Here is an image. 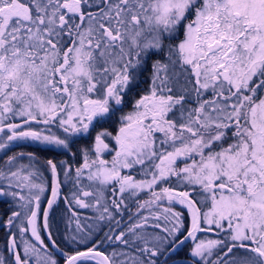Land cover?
<instances>
[{
  "label": "snow or ice",
  "instance_id": "snow-or-ice-1",
  "mask_svg": "<svg viewBox=\"0 0 264 264\" xmlns=\"http://www.w3.org/2000/svg\"><path fill=\"white\" fill-rule=\"evenodd\" d=\"M94 131L75 168L7 155L33 141L74 157ZM0 134V197L21 209L0 221V264H176L189 241L193 264H264V0H0ZM60 200L66 239L109 231L63 252Z\"/></svg>",
  "mask_w": 264,
  "mask_h": 264
},
{
  "label": "trees",
  "instance_id": "trees-1",
  "mask_svg": "<svg viewBox=\"0 0 264 264\" xmlns=\"http://www.w3.org/2000/svg\"><path fill=\"white\" fill-rule=\"evenodd\" d=\"M148 73L145 74V77H147ZM142 87L146 88L147 87V83H145ZM130 107V106H129ZM82 140V139H81ZM79 142H77L76 144V147L73 148V152H75V156H77V159H78V163L79 164L80 162V154L78 151H76L77 148H79L80 146L78 145ZM58 155V161L59 160H64V159H68L69 155H66L65 153H63L62 151L58 150L57 151ZM49 156H51V154H49ZM44 157V156H43ZM75 165V166H76ZM140 170H139V167H137L136 169V179H140V178H143L140 174ZM62 176V175H61ZM61 176H60V179H61ZM50 178V175L48 176ZM62 180V179H61ZM72 184L70 185L69 183L67 184H62L61 186V195L62 196H67L69 195V189L71 188ZM108 193L109 195L111 194V187H109L108 189ZM118 195V194H117ZM45 196H50V194L48 195V193L46 192L45 193ZM129 194L126 193L125 194V204L128 206V208L131 210V208H136L135 206V200L134 199H129L128 198ZM148 199V195L146 193H141L139 195V200L140 201H143V200H146ZM5 203V199L4 197H0V221H4L8 218L9 216V210L10 209H13V208H16L14 206H10V207H13V208H7V205L4 204ZM43 206H46V201L45 203L42 205ZM75 210L78 212H81L79 209L75 208ZM87 210L88 212L90 211V213L92 214V216H89V217H92L94 219V216H95V211L94 209H85ZM176 210L177 211H181V207L179 205L176 206ZM131 212H133L131 210ZM145 214H147L145 212ZM80 216H83V214H80ZM184 216H185V226L186 228L189 227V224H187V221L188 219L187 216H186V213L184 212ZM67 208H66V204L63 200H60L58 202V205L56 206V210H55V216L54 218L52 219V231H53V234H54V239L56 240L57 242V245L59 247V249H62L63 252L65 253H72L76 250H80V249H83V248H86L87 246H91L92 243H94L96 240H99L103 235H104V232H108L109 231V228L107 226L104 227L103 231L100 232L98 235H94V238L92 241L88 242L86 245L85 244H80L78 243L77 241H72V240H69V239H66V232H65V221L67 220ZM121 217H117V219H120ZM123 220L124 222L126 223L128 221V212H125V214L123 215ZM86 222H91L92 223V220H85ZM18 222V221H17ZM89 222V223H90ZM9 229L7 227H2L0 226V249H2L3 245L7 242L9 236ZM43 235V233H42ZM80 237H77V240H79ZM17 240H18V244L20 245V250L22 251L23 250V245L21 243L22 239L18 236L17 237ZM113 247H116L115 244L111 243V242H105L103 243L101 246H100V249L102 251H105L106 254L107 253H110L113 249ZM189 249H190V241L188 243H186L185 245L181 246V249H179L177 251V253L175 255H173L172 257V260H174L176 262V264H193V260L192 258L188 255L189 253ZM59 264L60 262L62 261V256L60 255L59 252L56 253V257H55ZM198 259V258H197ZM88 264H94V262L90 261L88 262Z\"/></svg>",
  "mask_w": 264,
  "mask_h": 264
},
{
  "label": "flooded vegetation",
  "instance_id": "flooded-vegetation-1",
  "mask_svg": "<svg viewBox=\"0 0 264 264\" xmlns=\"http://www.w3.org/2000/svg\"><path fill=\"white\" fill-rule=\"evenodd\" d=\"M128 108H129V106H128ZM105 128H107L109 131H112L113 133H114V131H115V125H113V124H108ZM97 129H98V128H97ZM97 129H96V130H97ZM93 134H95V133H92V135L90 136V140H89V139H86V141H88V143H86L85 145L90 146V145L93 143V140H92V136H93ZM0 135H3V134H0ZM77 142H79V140H78ZM106 142L109 143L110 148H114V147H115V143H114V141H112V140L109 139V140H106ZM57 151H58V150H55V151L50 150V146H48V145H43V144H39V143H36V142L30 143V142H27V141H18V142H13V143L10 145L9 150L7 151V155H12V154H14V153H20V152H23V153H34L37 157L40 158L41 161H46L47 159H53L54 161H58V157H57L58 153H57ZM49 154H51V156H49ZM113 154H114V153L106 152V153H104L103 158L106 159V160H109V161H110V160L112 159V155H113ZM7 155H5L3 151H0V164H2L3 161L7 159ZM43 156H44V157H43ZM79 157H80V156H79ZM68 159L71 161L73 168L78 167L79 164L81 163V160H80V161H79L80 163L76 165V163H78V162H77V161H78L77 156L72 157L71 155H69ZM80 159H81V158H80ZM75 165H76V166H75ZM41 170L44 172V175H46V177H48V176L50 175V173H48L45 169L42 168ZM73 174H74V173H73ZM125 174H132V175H134L135 178H136V171L133 172L132 170H125ZM48 178H49V177H48ZM49 179H50V178H49ZM83 183H84V184H87L88 181L85 179V180L83 181ZM69 184L71 185L72 183L69 182ZM72 190H74V189H73V185H72L71 188L69 189V192L72 191ZM49 194H50V193H48V195H49ZM125 194H126V193H125ZM4 199H5V203H4V204L7 205V208H8V209H9V208H13V207H10L11 205L14 206V207H16V208H13V209H10V210H9V213H8L9 215H11V212H12V211H20V210H21V209L19 208L17 202L14 201L12 198H10V197H4ZM14 203H15V204H14ZM180 207H181V206H180ZM77 209H78V208H77ZM181 209H182V208H181ZM73 210H75V207H74ZM79 210H80L81 212H78V215L83 214V215L86 216V217L92 216V214L90 213V211L88 212V211L85 210V209H79ZM131 210H132L133 212H135V211H136V208H131ZM75 211H76V210H75ZM185 213H186V216H187L186 219H188L187 224H190V218L188 217V214H187L186 211H185ZM89 222H90V221H89ZM89 222H87V223H89ZM43 235H44V233H43ZM200 235H203V233H201ZM46 242H47V241H46ZM100 250H101V249H100ZM101 251H102V250H101Z\"/></svg>",
  "mask_w": 264,
  "mask_h": 264
},
{
  "label": "rangeland",
  "instance_id": "rangeland-1",
  "mask_svg": "<svg viewBox=\"0 0 264 264\" xmlns=\"http://www.w3.org/2000/svg\"><path fill=\"white\" fill-rule=\"evenodd\" d=\"M182 38V37H181ZM130 107L128 108V109H126V111L127 110H130V108H131V105H129ZM108 124H105V125H103V127H106ZM98 129H97V131L98 130H100V126H98L97 127ZM53 130H55V129H53ZM93 133H95V131L93 132ZM94 136H95V134H93V136H92V140L94 139ZM86 139H89L90 140V136L89 137H87V138H85V139H80L79 140V143H78V145L80 146V147H82V146H85V144L86 143H88V141H86ZM27 142H30V143H33V141H27ZM82 162V161H81ZM140 170V169H139ZM61 179H62V181L64 180V177H63V174L61 173ZM46 176V175H45ZM140 179H142V178H140ZM8 197H10V196H8ZM10 198H12V197H10ZM13 199V198H12ZM15 204V203H14ZM205 210H207L206 208H205ZM82 217H86V216H82ZM22 218V217H21ZM83 223H87L85 220H83L82 221ZM91 223V222H90ZM189 227H190V225H189ZM199 235V237H200V239H218V238H222V235L221 236H217V235H215L214 233H203V235H200V234H198ZM80 239V238H79ZM21 243H22V241H21ZM22 245H23V243H22ZM192 247V243H191V241H190V248ZM23 248V247H22ZM190 250V249H189Z\"/></svg>",
  "mask_w": 264,
  "mask_h": 264
},
{
  "label": "water",
  "instance_id": "water-1",
  "mask_svg": "<svg viewBox=\"0 0 264 264\" xmlns=\"http://www.w3.org/2000/svg\"><path fill=\"white\" fill-rule=\"evenodd\" d=\"M44 235L46 236V233H44ZM81 250H85V249H81ZM74 253V252H73ZM70 254H72V253H70ZM60 264H64V261H63V259H62V261H61V263Z\"/></svg>",
  "mask_w": 264,
  "mask_h": 264
}]
</instances>
